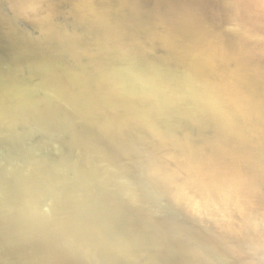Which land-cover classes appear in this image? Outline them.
I'll return each instance as SVG.
<instances>
[{
	"label": "water",
	"instance_id": "95a60500",
	"mask_svg": "<svg viewBox=\"0 0 264 264\" xmlns=\"http://www.w3.org/2000/svg\"><path fill=\"white\" fill-rule=\"evenodd\" d=\"M135 1L161 7L168 24L185 12L182 0ZM73 6L72 0H0L3 264H263L264 217L258 227L234 226L232 233L214 228L205 210L202 217L176 200L172 191H180L165 188L163 175L150 177L159 148L149 133L131 134L123 151L75 109L66 69L82 60L59 50L57 34L74 30ZM111 14L101 21L106 28H114L110 18L129 16L122 9ZM227 26L222 30L230 34ZM22 97L40 112L29 111Z\"/></svg>",
	"mask_w": 264,
	"mask_h": 264
},
{
	"label": "bare ground",
	"instance_id": "6f19581e",
	"mask_svg": "<svg viewBox=\"0 0 264 264\" xmlns=\"http://www.w3.org/2000/svg\"><path fill=\"white\" fill-rule=\"evenodd\" d=\"M72 1L74 30L56 32L59 50L82 60L66 69L75 109L123 151L131 134L149 133L159 148L150 177L163 175L165 188L180 191H172L176 200L202 217L205 210L214 228L258 227L264 217V0H182L185 12L174 14L173 24L162 20L161 7L141 8L135 0ZM89 2L93 8H86ZM121 9L129 14L125 21L101 24ZM132 22L140 28L126 27ZM191 22L205 27L187 28ZM227 25L230 34L222 30ZM22 101L40 112L35 102Z\"/></svg>",
	"mask_w": 264,
	"mask_h": 264
}]
</instances>
